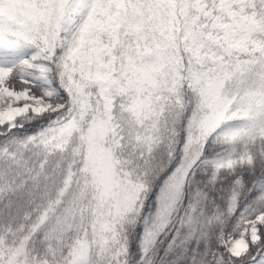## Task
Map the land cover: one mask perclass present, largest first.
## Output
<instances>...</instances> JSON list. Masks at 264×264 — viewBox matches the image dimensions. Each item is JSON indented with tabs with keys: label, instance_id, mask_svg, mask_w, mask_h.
Listing matches in <instances>:
<instances>
[{
	"label": "snow or ice",
	"instance_id": "6c2138e0",
	"mask_svg": "<svg viewBox=\"0 0 264 264\" xmlns=\"http://www.w3.org/2000/svg\"><path fill=\"white\" fill-rule=\"evenodd\" d=\"M0 264H264V0H0Z\"/></svg>",
	"mask_w": 264,
	"mask_h": 264
}]
</instances>
